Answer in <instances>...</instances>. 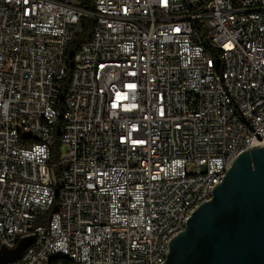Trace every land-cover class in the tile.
I'll list each match as a JSON object with an SVG mask.
<instances>
[{
    "label": "built area",
    "instance_id": "1",
    "mask_svg": "<svg viewBox=\"0 0 264 264\" xmlns=\"http://www.w3.org/2000/svg\"><path fill=\"white\" fill-rule=\"evenodd\" d=\"M263 145L264 0H0L1 264H163Z\"/></svg>",
    "mask_w": 264,
    "mask_h": 264
},
{
    "label": "water",
    "instance_id": "2",
    "mask_svg": "<svg viewBox=\"0 0 264 264\" xmlns=\"http://www.w3.org/2000/svg\"><path fill=\"white\" fill-rule=\"evenodd\" d=\"M33 242L0 250L17 260ZM163 264H264V145L242 152L169 243Z\"/></svg>",
    "mask_w": 264,
    "mask_h": 264
},
{
    "label": "trees",
    "instance_id": "3",
    "mask_svg": "<svg viewBox=\"0 0 264 264\" xmlns=\"http://www.w3.org/2000/svg\"><path fill=\"white\" fill-rule=\"evenodd\" d=\"M92 25H93V23L90 19L85 18L81 21L80 30L77 33V38H76L75 42L73 43V45H71V47L68 50V63H67V66H68L67 72L68 73H67L66 78L63 80V88H62L61 94H60V106H62L65 91H66L67 85L69 84L70 76L72 73L74 53L78 49V47L88 39V37L92 31ZM58 150H59L58 143H56L54 146V152H53V157H52L53 161L57 160ZM56 208H57V205L54 207V210Z\"/></svg>",
    "mask_w": 264,
    "mask_h": 264
}]
</instances>
